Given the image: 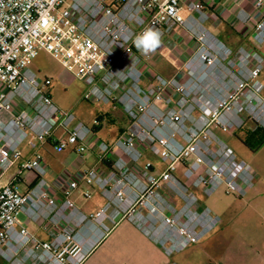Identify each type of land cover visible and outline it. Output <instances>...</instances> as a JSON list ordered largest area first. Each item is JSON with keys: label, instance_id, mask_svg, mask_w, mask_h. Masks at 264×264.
<instances>
[{"label": "built area", "instance_id": "built-area-1", "mask_svg": "<svg viewBox=\"0 0 264 264\" xmlns=\"http://www.w3.org/2000/svg\"><path fill=\"white\" fill-rule=\"evenodd\" d=\"M216 1L0 0V180L16 168L0 186L4 264H86L125 218L140 226L147 210L160 220L180 201L185 211L179 219H193V189L211 194L225 187L237 198L247 195L253 175L215 130H241L247 123L243 114L254 130H264L259 95L264 54L233 52L209 31L207 24L219 19ZM235 17L264 47V0H253ZM148 28L158 30L162 41L180 28L197 43L171 77L151 72V53L142 54L133 43ZM42 50L85 84L84 100L119 108L128 120L115 143L94 145L98 162L110 164L107 173L96 168L85 173V181L106 199L94 213H84L71 199L79 188L74 178H59L61 200L49 188L40 148L51 143L57 152L71 147L84 154L101 122L96 119L91 127L54 102L53 80L40 79L31 67ZM59 130L63 135L56 137ZM23 145L34 152L31 158H24ZM148 156L158 157L162 168ZM26 172L35 181L23 192L19 184ZM20 215L44 221L49 240L37 238ZM206 215L191 229L175 227L169 218L150 234L170 256L220 222L208 208Z\"/></svg>", "mask_w": 264, "mask_h": 264}, {"label": "rangeland", "instance_id": "rangeland-1", "mask_svg": "<svg viewBox=\"0 0 264 264\" xmlns=\"http://www.w3.org/2000/svg\"><path fill=\"white\" fill-rule=\"evenodd\" d=\"M207 27L212 34L221 40L223 45L233 52L239 48H244L247 51L258 50L264 54V47H259L254 43L253 34L251 36L252 48H249L247 42L239 37L232 27L221 23L220 19L208 23ZM219 28H222V32L237 43L236 48H232L219 37ZM242 28L247 30L250 27L245 26ZM190 39V42L196 43L192 36H190ZM31 67L37 72L40 79L50 78L53 80L51 91L54 102L64 111L75 113L87 125L92 127L96 117L102 112L110 113L111 118L107 119L102 130L93 136L91 140L99 137V139L112 143L111 141L116 136L113 142L115 143L127 129L128 123L124 120V116L120 114V110H112L111 106L89 103L84 100L85 84L64 68L48 52L40 51L33 60ZM259 81L263 84V90L259 95L264 99V67ZM243 117L246 118L247 124L241 130L224 132L216 129L215 133L234 151L239 160H244L247 163L248 169L253 175V186L248 190L247 195L243 198H237L232 194H228L225 187L211 194H204L200 189H193L192 197L196 200L191 206L193 219L184 217L181 220L179 219L185 211L184 202L180 201H177L176 204L173 203L169 208L170 210L165 211V216L159 217L160 220L151 219L147 210L143 211V221L141 222L143 224L140 226L125 218L116 227L123 222H127L154 244L157 243L153 240L154 237L151 236L150 231L153 232L155 227L163 226V223L168 222L169 218H173L175 227H188V229H191L194 225L201 224L200 218L208 217L206 215L208 208L213 217L220 218V222L200 239L186 245L181 251L170 256L158 244L159 251L151 252L136 234L127 233L123 230V235L125 233L127 235L123 237L125 242H120L117 247V243L112 241L114 248L111 250L105 264H223L227 255H230L236 264L253 262V256L255 257L256 252L260 250L256 244L257 237L264 233V142L261 144L263 141L262 133H259L258 136L253 135L254 139H252L251 132L254 130L255 124L247 119L246 114H243ZM120 127L123 128L121 132H119ZM94 149L95 146H93ZM42 152L45 164L55 176L66 174L70 177L71 174L78 181L82 179L83 173L85 175L86 172H84V168L80 167V164L86 161L90 151L74 155L71 153V149L57 152L53 147L48 146ZM148 158L157 164L158 169L162 168V163L158 157L148 156ZM182 172L183 167L181 165L179 166L178 176H181ZM63 176L65 175L61 177ZM23 177L32 178L27 172L23 174ZM87 186L92 185L82 180L76 190L78 192L82 191L83 198H85L83 194ZM176 211H179L177 215H175ZM20 219L23 220L24 217L20 216Z\"/></svg>", "mask_w": 264, "mask_h": 264}, {"label": "crops", "instance_id": "crops-1", "mask_svg": "<svg viewBox=\"0 0 264 264\" xmlns=\"http://www.w3.org/2000/svg\"><path fill=\"white\" fill-rule=\"evenodd\" d=\"M252 1L253 0H217L214 5V10L216 11L219 17L220 22L232 27L236 31L237 35L247 42L249 48H252V43H251V36L253 34L252 28L250 27L247 30H243L242 27L245 26L237 23L235 16L240 8H250ZM219 29H220V33L218 34L219 37H221L224 40V42L229 44L232 48H236L237 43L234 42L233 39H231L230 37H227V35L222 32L221 30L222 28ZM190 40H191L190 36L185 30H182L180 28L176 29L172 35L166 37L162 41L161 46L157 48L155 52L151 53V59L148 62V69L153 73L161 74L165 77H171L172 75H174L176 70L183 65V63L191 56V54L196 49L197 43L195 42L192 43L190 42ZM50 93L52 95L51 90ZM112 110H120V114L124 116V120L128 123V120L121 109L112 107ZM100 117H102L103 119L101 122V129L95 131V135L102 130L104 123L107 121V119L111 118L110 113L106 111L98 115L96 119H99ZM78 119L80 120L79 117ZM122 129L123 128L120 127L119 132H121ZM254 131L255 130H253L252 132ZM62 135L63 134L61 130H59L56 133V137H60ZM114 138H116V136ZM114 138L113 141H111L112 143L109 142V144H113V142L115 141ZM98 140L104 141L103 139H99V137L97 138L95 137V140L90 139L89 142L90 154L86 157V161L80 164V167L84 168V172H87V170L91 168H96L102 173H107L110 170L109 163H99L97 160L96 151L93 150V146ZM48 146L53 147L51 143H47L46 145L40 148L39 153L43 155L42 150ZM22 149H23V156L25 159H29L33 156L34 152L27 145H23ZM68 149H71L72 154L77 155V153L74 152V148L70 147ZM48 169H49L48 181H49L50 191L55 197L61 200L62 189L60 186L61 184L59 178L62 175H65L63 177H69V175L59 174L55 176V174H52L49 167ZM15 174H16V168H13L4 178L0 180V186L6 185L9 179ZM27 174L32 178L28 179L23 177L22 181L19 184V187L23 192L27 191V189L30 188L31 184L35 181V175L33 173L27 172ZM70 177L74 178L71 176V174ZM84 177L85 175L83 173L82 179L78 180L79 186L82 180L84 182L85 180ZM84 191L85 193L83 194V196L86 193H89L90 198H86L85 196H84L85 198H83L81 193L82 191L81 192L74 191L71 196V199L75 202V204L78 206V208L81 211H83L86 214H90L100 210L105 206L106 199L103 197L101 191L96 186H87L86 189H84ZM20 216L24 217L23 220L20 219V222L23 225H25L37 238H39L42 241L49 240V237L44 229V224H45L44 221L40 220L39 222H33L28 220L24 215H20ZM123 230H125L127 233L136 234L140 238V240H142V243L148 246L151 252H156V250L159 251L157 248L158 247L157 244L149 242L143 235H141L137 230L132 228L127 222H123L118 227L113 229L109 233V235L97 246V248L94 250V252L90 255V257L86 261V264H105V262H107L108 260L111 250L114 248V246L112 245V241H115L117 243L116 244L117 247L119 246L120 242L121 243L122 241L125 242L123 237H126L127 235L126 233L123 235ZM89 234L90 232H87L86 235ZM114 239H118V240H114ZM256 244L258 248H260V250L256 252L255 257L253 256V262L242 263V264H264V233H262L261 236L259 235L257 237ZM234 261L231 259L230 255H227L225 257V262L223 264H236Z\"/></svg>", "mask_w": 264, "mask_h": 264}, {"label": "clouds", "instance_id": "clouds-1", "mask_svg": "<svg viewBox=\"0 0 264 264\" xmlns=\"http://www.w3.org/2000/svg\"><path fill=\"white\" fill-rule=\"evenodd\" d=\"M133 43L138 51L147 55L155 52V50L161 46V33L152 28L145 29L142 33L135 37Z\"/></svg>", "mask_w": 264, "mask_h": 264}, {"label": "trees", "instance_id": "trees-1", "mask_svg": "<svg viewBox=\"0 0 264 264\" xmlns=\"http://www.w3.org/2000/svg\"><path fill=\"white\" fill-rule=\"evenodd\" d=\"M98 120L100 122H102L103 119H102V117H100ZM99 129H101V124L99 126H94V131H98ZM259 133H262L261 135H263V136H261L262 140H263L261 144H263V142H264V130L263 129L259 128V129L255 130L254 132H252V136L253 135H257L258 136ZM252 139H254V136H253ZM0 264H4V262L1 259H0Z\"/></svg>", "mask_w": 264, "mask_h": 264}, {"label": "bare ground", "instance_id": "bare-ground-1", "mask_svg": "<svg viewBox=\"0 0 264 264\" xmlns=\"http://www.w3.org/2000/svg\"><path fill=\"white\" fill-rule=\"evenodd\" d=\"M143 224V223H142Z\"/></svg>", "mask_w": 264, "mask_h": 264}]
</instances>
